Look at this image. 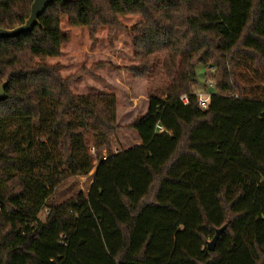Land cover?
I'll list each match as a JSON object with an SVG mask.
<instances>
[{
  "label": "trees",
  "instance_id": "1",
  "mask_svg": "<svg viewBox=\"0 0 264 264\" xmlns=\"http://www.w3.org/2000/svg\"><path fill=\"white\" fill-rule=\"evenodd\" d=\"M263 1L238 39L233 0H55L31 32L0 38V264H264V57L247 46ZM32 2L0 0V28L24 24ZM127 16L131 72L153 85L121 126L113 94H75L78 76L47 60L62 54L63 21L114 37ZM121 130L140 144L114 152ZM94 169L88 193L55 201Z\"/></svg>",
  "mask_w": 264,
  "mask_h": 264
},
{
  "label": "rangeland",
  "instance_id": "2",
  "mask_svg": "<svg viewBox=\"0 0 264 264\" xmlns=\"http://www.w3.org/2000/svg\"><path fill=\"white\" fill-rule=\"evenodd\" d=\"M251 1L233 0L235 39H238L244 25ZM137 19L135 16L121 18L123 28L114 37L108 35L107 28H101L94 37H91L88 29L71 27L63 21L62 29L67 40L63 44L62 54L60 57L47 60L50 64L58 63L64 77L78 76L70 85L75 94H113L117 100V119L121 126L128 125L146 112L147 95L153 85L148 78L138 77L131 72L132 67L139 64L134 56L135 51L131 41V28ZM247 46L256 49L264 57V1L261 21L249 38ZM198 72L200 83L195 89L196 94L207 96L214 91L213 80L204 74V68L200 67ZM139 144L134 133L121 130L111 141V148L114 152H118ZM94 172L95 169L88 176L72 177L62 183L55 192V201L60 203L78 191L88 193ZM46 214L47 210L42 211L40 219L44 220Z\"/></svg>",
  "mask_w": 264,
  "mask_h": 264
},
{
  "label": "water",
  "instance_id": "3",
  "mask_svg": "<svg viewBox=\"0 0 264 264\" xmlns=\"http://www.w3.org/2000/svg\"><path fill=\"white\" fill-rule=\"evenodd\" d=\"M55 0H33L30 10V15L24 24L14 29H2L0 28V38H13L23 33L31 32L36 26L40 25L39 19L46 11V9ZM64 1H80V0H64ZM6 99L5 84L0 87V101ZM226 229V226L216 230L213 239L208 243L209 249H214L222 232Z\"/></svg>",
  "mask_w": 264,
  "mask_h": 264
},
{
  "label": "built area",
  "instance_id": "4",
  "mask_svg": "<svg viewBox=\"0 0 264 264\" xmlns=\"http://www.w3.org/2000/svg\"><path fill=\"white\" fill-rule=\"evenodd\" d=\"M181 101L184 104H188V98L186 96L181 97ZM209 102H210V94H208L207 96L199 95L197 97V104H198L199 108L202 110L208 109ZM160 130L162 131V128Z\"/></svg>",
  "mask_w": 264,
  "mask_h": 264
}]
</instances>
